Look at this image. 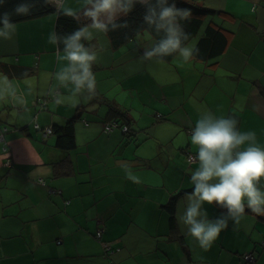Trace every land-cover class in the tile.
Returning a JSON list of instances; mask_svg holds the SVG:
<instances>
[{
  "label": "crops",
  "instance_id": "0c3cea01",
  "mask_svg": "<svg viewBox=\"0 0 264 264\" xmlns=\"http://www.w3.org/2000/svg\"><path fill=\"white\" fill-rule=\"evenodd\" d=\"M184 1L215 11L186 45L195 48L211 25L225 39L220 55L144 60L155 42L147 31L119 46L96 33L85 42L98 51L95 95L76 104L57 102L72 86L55 78L66 63L49 43L56 11L16 23L12 39L0 40V264H243L249 251L264 264V216L245 211L208 251L178 222L198 167L187 159L196 154L190 132L201 113L236 118L264 147V0ZM82 2L64 6L79 10ZM75 116L70 150L34 128ZM114 122L120 126L105 132ZM204 207L210 219L224 211ZM98 229L118 252H105Z\"/></svg>",
  "mask_w": 264,
  "mask_h": 264
},
{
  "label": "clouds",
  "instance_id": "9594fccd",
  "mask_svg": "<svg viewBox=\"0 0 264 264\" xmlns=\"http://www.w3.org/2000/svg\"><path fill=\"white\" fill-rule=\"evenodd\" d=\"M45 3L53 5L58 14L89 21L71 34L61 36L53 31L49 35V43L56 48L57 61L66 62L55 78L65 88L72 86L70 95L58 97L57 102L66 99L76 104L81 97L91 99L95 95L96 77L92 68L98 51L85 42L92 41L96 33L107 35L110 30L127 27L116 21L120 16H127L136 4L146 9L145 31L160 37L144 49L142 59L162 61L178 54L187 62L198 51L185 44L188 35L183 22L190 16V10L177 7L174 0L172 3L169 0H83L79 10L65 7L64 0H45ZM3 4L4 0H0V6ZM35 6L33 0H24L12 13L0 14V40L8 41L14 36L13 15H31ZM3 79L7 81V77ZM238 124L234 117H217L205 111L190 132V142L196 147V154L190 159L198 167L190 177L192 191L185 194V207L178 222L203 251L211 249L230 221L238 225L246 209L264 216V147L258 145L255 132H241ZM126 178L141 183L130 171L126 172ZM205 205H215L224 211L210 219ZM199 259L203 261V257Z\"/></svg>",
  "mask_w": 264,
  "mask_h": 264
},
{
  "label": "trees",
  "instance_id": "16d2710c",
  "mask_svg": "<svg viewBox=\"0 0 264 264\" xmlns=\"http://www.w3.org/2000/svg\"><path fill=\"white\" fill-rule=\"evenodd\" d=\"M22 2H24V0H4V4L0 6V14L6 12L12 13L14 7ZM33 2L35 3L36 6L33 9L31 15L28 16L13 15L11 17L12 22L18 23L22 21H27L45 16L46 14L56 11L55 7L51 4H46L45 0H33ZM172 2L173 0H169V3ZM174 2L177 7L189 9L191 13L188 19L183 22L184 31L188 35V39L187 41H185L186 44L188 41H190L192 38L198 35L201 26L203 25L204 19L210 15H214L215 11L191 4L184 0H174ZM145 11L146 9L144 6L140 4H136L133 10L127 16H121V19L119 18L117 19L116 22L118 24H126L127 27L118 28L117 29L118 31L110 30L108 32L113 46H119L121 44H124L128 40H130L134 34L147 29V25H145L143 22V16L145 14ZM79 27H81L80 21L74 20L71 17H67L57 13V18L55 22V32L58 35L63 36L66 34H71ZM150 35H152L155 41L160 38L155 33H152ZM224 47H225V39L223 33L219 29H216L211 25H207L206 28L203 30L202 35L198 39V42L195 47V49H197L198 51L195 53L194 57L202 60L208 58L210 59L220 55ZM173 56H175V54H173L172 56L165 57L163 60H169ZM34 105L37 106L38 108L44 109L46 106V98L36 99ZM78 118H79L78 116H75L68 119L62 125H56L54 127H51L52 133L58 136L56 141V145L58 146V148L62 150H70L73 147H75L74 125L77 122ZM43 129L44 128L40 126L39 129L35 128V130L40 131L42 133H43ZM181 194L182 193L180 192L174 197V199L171 200L170 206L173 205L174 200ZM169 209H171V207H169ZM246 211H250V210L246 209Z\"/></svg>",
  "mask_w": 264,
  "mask_h": 264
},
{
  "label": "built area",
  "instance_id": "2783aa9c",
  "mask_svg": "<svg viewBox=\"0 0 264 264\" xmlns=\"http://www.w3.org/2000/svg\"><path fill=\"white\" fill-rule=\"evenodd\" d=\"M116 126H120V125L117 124L116 122H114V123H110V124H107V125L104 127V131H105V132H110V131H112ZM34 127L37 128V129H39V126H38L37 124H35ZM43 133H44L45 136H47V135H50V134L52 133V130H51L50 127H45V128L43 129ZM192 156H195V155H190V156L188 157V162H189V163H194V162L190 159V157H192ZM6 163H7L8 165H10V160L7 159V160H6ZM40 183H41L42 185H44V182H43L42 180H40ZM94 237H95L98 241L101 242L102 230H101V229H98V230L95 232ZM101 244L103 245V248H104L105 252L108 253V254H110V255H112V254H114V253H116V252L119 251L118 249H113V248H111L110 244L107 243V242H101ZM241 259L243 260L244 264H255V255H254L253 252H246V253H243V254L241 255Z\"/></svg>",
  "mask_w": 264,
  "mask_h": 264
},
{
  "label": "rangeland",
  "instance_id": "374dc122",
  "mask_svg": "<svg viewBox=\"0 0 264 264\" xmlns=\"http://www.w3.org/2000/svg\"><path fill=\"white\" fill-rule=\"evenodd\" d=\"M64 1H65V0H64ZM59 93H60V92H59ZM51 100H52V99H51ZM51 100H49V101H51ZM49 101H48V102H49ZM249 252H250V251H249ZM254 255H255V254H254ZM255 261H256V256H255Z\"/></svg>",
  "mask_w": 264,
  "mask_h": 264
}]
</instances>
